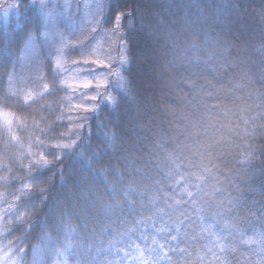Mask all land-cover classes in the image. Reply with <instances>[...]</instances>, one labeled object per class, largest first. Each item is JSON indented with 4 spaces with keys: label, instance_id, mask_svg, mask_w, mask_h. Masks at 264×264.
I'll return each instance as SVG.
<instances>
[{
    "label": "snow or ice",
    "instance_id": "snow-or-ice-1",
    "mask_svg": "<svg viewBox=\"0 0 264 264\" xmlns=\"http://www.w3.org/2000/svg\"><path fill=\"white\" fill-rule=\"evenodd\" d=\"M146 7L0 2V20L24 24L23 47L0 37V104L47 113L44 128L33 121L40 135L26 147L12 134L17 117L0 108L17 146L0 153V171L9 173L0 175V264H264V185L251 179L256 153L264 157V144L254 143L264 137V92L245 98L244 60L229 41L197 31L206 19L200 3L159 5L185 12L179 28L150 22ZM228 11L241 28L255 22V54L264 57V0L259 7L235 0ZM161 40L163 77L191 89L189 110L166 109L167 129L130 78L133 64L160 69ZM45 66L51 80L27 90L45 79ZM144 83L152 87L150 75ZM45 93L59 97L54 106L40 105Z\"/></svg>",
    "mask_w": 264,
    "mask_h": 264
},
{
    "label": "trees",
    "instance_id": "trees-1",
    "mask_svg": "<svg viewBox=\"0 0 264 264\" xmlns=\"http://www.w3.org/2000/svg\"><path fill=\"white\" fill-rule=\"evenodd\" d=\"M181 2H190L192 4L200 3L202 5L205 2H209V3L212 2V0H181ZM215 2L220 5H223L224 14L221 15L214 23L213 28L215 29V31L211 33L213 36L219 33L220 35L226 38H230V40L232 41H239V40H246L250 35L253 34L254 30H256V25L253 20L247 19L246 23L248 27L241 28V23L238 22L234 16L230 17L228 15V11H227L228 5L229 3H234L235 0H215ZM142 3L148 6L146 7V11L148 13L150 22L156 23L162 19L165 21V23L174 25L176 28L180 27V22L182 17L185 15V12L178 11L175 8L169 10L167 7L165 8L159 7V5L162 4H171L173 3V0H142ZM243 3L245 5H248L249 7L252 6L259 7L258 0H243ZM149 5H155L156 7L153 8L150 7ZM153 13H157L158 15H153ZM30 23H35V22H32L30 20ZM206 23H207L206 19L199 20V25L206 26ZM0 37L3 38L10 37L14 44H19L21 47H23L21 41L23 40L24 37V24L17 23L16 21H12V22L9 21L4 25H0ZM160 43H163V40H161ZM45 51L46 49L41 50L40 52L41 60L43 59V55ZM17 55H19V53H17ZM29 57L34 58L32 54L29 55ZM2 60H3V54L0 53V62H2ZM154 64L156 66L160 65L159 55H157V57L155 58ZM8 67L10 70L11 65H9ZM134 70L143 82L145 81L146 75L151 76L152 87L147 89V94H150L151 96V101H152L151 108L155 109V111L152 112V115L157 119V121L162 122L163 128L167 129L168 121L172 119V117L166 111L168 107L176 108L178 111L189 110L185 107L187 100L191 99V89L188 86L184 85L183 83H180L179 86L169 85L168 81L162 75H160V69L158 67L157 70L154 72H148V70L143 66H141L139 69L135 68ZM51 72L52 69H50L49 67L45 66L43 68V76L45 77V79H40L39 80L40 84L48 83L51 80ZM25 74L27 75V73ZM203 75H207L209 79L213 78L210 73H203ZM6 79L7 77H5V80ZM59 95L63 96L64 93L61 92ZM244 95L245 98H247V94L244 93ZM58 99H59L58 96H49L47 95V93H45L44 99L40 101V105L46 104L52 107L54 106L55 101ZM38 107L39 106L37 105H33L34 109H37ZM0 108H3L5 111H11L15 114V116L17 117V122L13 124L12 134L18 137L20 142L25 144L26 147L28 145V141L30 137L40 135L39 130L35 129L33 121L35 120L36 124L39 125V128L42 129L45 127L44 123L40 120V115H47V113L37 114V111L28 110L27 106L23 104L16 105L11 108H7L4 105L0 104ZM20 122L23 123L24 125L23 127L20 126ZM61 131H63V129H61ZM190 131L195 133L194 129H191ZM194 138H202V137H195L194 135ZM9 141H10L9 134L3 130V125L0 124V153L5 152V150H8L10 152L17 151V146L15 145V141H12L11 143H9ZM254 143L257 147H259L261 144H264V137L256 136L254 139ZM33 151H35V148H33ZM229 159H226L224 163L228 164V166L231 167L232 164L229 163ZM262 162H264V157H261L259 155V152H257L256 158L252 161V164L255 165L257 171L256 174L253 177H251L257 189H259L262 185H264V173H261L259 171ZM5 163H7V161H5ZM67 163L68 162H66V164ZM217 164H219L220 169L223 172L225 170L224 164H221L219 161H217ZM13 174L18 175V173H13ZM0 175L8 176L9 173L0 171ZM19 186L20 185L17 182L16 187ZM0 191H3V189L0 188ZM209 219L211 218L209 217ZM149 231H151V229H149ZM141 243H143V241H141Z\"/></svg>",
    "mask_w": 264,
    "mask_h": 264
},
{
    "label": "clouds",
    "instance_id": "clouds-1",
    "mask_svg": "<svg viewBox=\"0 0 264 264\" xmlns=\"http://www.w3.org/2000/svg\"><path fill=\"white\" fill-rule=\"evenodd\" d=\"M262 0H258L260 4ZM202 6L206 10V26L199 25L197 27V31L207 32L210 36H213L211 33L215 31L213 28L214 23L217 19L224 14V11H218V9L223 8V5H220L212 0V2H205ZM224 9V8H223ZM228 11V9H227ZM228 15L233 16L229 11ZM214 37H217L221 40L229 41L232 45L231 52L232 56L236 57L237 55L244 60V64L242 65L241 71L247 74L249 78V84L245 93H253L259 94L260 92H264V57H260L255 54V48L261 43V36L259 33V29L257 28L252 35H250L246 40L232 41L230 38H226L219 33H217ZM136 50L133 49V53L135 54ZM158 55L160 59V72L163 76L164 73V57L166 55V47L163 43L159 42L158 45ZM138 66L133 64L130 69V78L135 85L136 89L143 94L147 89L145 88V83L140 79V77L135 72V68ZM236 78H239L240 72L234 74Z\"/></svg>",
    "mask_w": 264,
    "mask_h": 264
},
{
    "label": "rangeland",
    "instance_id": "rangeland-1",
    "mask_svg": "<svg viewBox=\"0 0 264 264\" xmlns=\"http://www.w3.org/2000/svg\"><path fill=\"white\" fill-rule=\"evenodd\" d=\"M0 2H3V0H0ZM15 2H16V0H7V3H15ZM9 21H11V22L16 21L15 16H10ZM31 21L35 22V15L31 16ZM4 24H6V23L3 22L2 20H0V25H4ZM29 55H31V54H29ZM25 76H27V75L25 74ZM40 85H42V83L40 84L39 80H37L36 84L30 85V87L27 90L42 91V88L40 87Z\"/></svg>",
    "mask_w": 264,
    "mask_h": 264
}]
</instances>
